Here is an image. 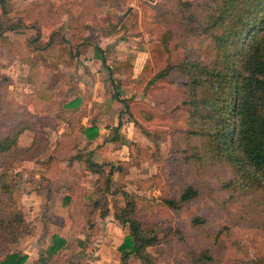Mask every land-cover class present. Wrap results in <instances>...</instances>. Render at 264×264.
<instances>
[{
    "label": "rangeland",
    "instance_id": "rangeland-1",
    "mask_svg": "<svg viewBox=\"0 0 264 264\" xmlns=\"http://www.w3.org/2000/svg\"><path fill=\"white\" fill-rule=\"evenodd\" d=\"M188 1L192 7L187 9ZM5 2L10 14L2 16L0 9L3 21L25 27L0 38V141L20 124L35 130L20 140L21 150L37 137L36 149L20 155L14 172L26 224L11 251L27 253V264H36L57 235L67 245L50 264H121L118 247L129 228L100 213L106 199L110 212L124 206L121 192L126 191L137 195L144 225L172 229L164 244L148 249L158 264H190L191 252L206 250L218 264L264 262V183L201 161L196 146L202 141L187 139L192 126L183 104L186 77L178 65L186 57L197 59L206 48L187 34V17L202 20L204 0ZM94 45L108 50V62L122 65L124 75L115 72L113 81L105 67L90 61ZM133 63L136 71L127 74ZM79 81L102 88L104 107L91 102L90 91L83 109L66 108L67 100L80 94ZM116 93L124 101L119 109ZM94 104L101 110L102 133L89 141L85 130L97 115L90 108ZM87 143L96 161L122 165V177L114 171L116 196L94 195L96 176L84 160L75 159ZM56 144L55 150L49 147ZM64 183L77 187L68 205L64 197L70 190L57 192ZM188 187L198 193L194 200L180 210L166 206L165 200L178 198ZM195 218L203 222L194 223ZM129 264L142 263L133 256Z\"/></svg>",
    "mask_w": 264,
    "mask_h": 264
},
{
    "label": "trees",
    "instance_id": "trees-1",
    "mask_svg": "<svg viewBox=\"0 0 264 264\" xmlns=\"http://www.w3.org/2000/svg\"><path fill=\"white\" fill-rule=\"evenodd\" d=\"M191 8L192 2L183 5ZM202 20L193 15L187 17L188 36L199 38L200 44H206L205 50L197 59L186 57L179 65V71L186 77L184 101L187 119L191 129L187 139L194 137L202 141L196 146L199 158L203 162L228 167L234 175L248 177L255 183H264V0H204L199 5ZM2 16H7L5 0H0ZM22 23H9L0 16V38L17 33ZM110 36H115L109 35ZM95 58L110 72L114 81L115 72L121 67L108 64L106 50L93 46ZM207 59V60H205ZM165 71L163 75H167ZM114 99L124 103L119 93ZM79 101L67 104L68 109L79 107ZM68 122V121H65ZM69 123V122H68ZM119 129V127H118ZM27 131H34L27 124H20L0 141V264H27L30 257L22 251L12 252L11 245L19 242L26 224L20 208V197L15 180V169L19 165L20 155L27 154L37 147V140L31 146L21 150L19 142ZM89 141L99 138L100 132L96 121L85 130ZM118 140L117 138L111 139ZM3 156H6L2 159ZM81 154L75 156L81 160ZM25 160V159H24ZM86 166L99 176L94 195H117L113 191L114 171L123 174L122 165L99 164L89 157ZM210 164V163H209ZM110 167L109 171L105 168ZM67 184L57 187V192ZM125 205L115 206L114 218L123 226H128L129 235L118 247L121 264H129L131 257H136L142 264H158L157 257L148 252L166 242L172 229L147 227L139 219V201L135 195L121 192ZM193 187L185 189L178 198L165 200L172 210H180L197 197ZM100 218H106L109 204ZM95 207L99 202L94 201ZM194 223L203 220L195 218ZM162 232L163 237L159 233ZM80 244H84L79 241ZM67 240L53 236L51 246L40 251L36 264H50ZM190 264H218L211 253L206 251L191 252ZM252 264H264L257 260Z\"/></svg>",
    "mask_w": 264,
    "mask_h": 264
},
{
    "label": "crops",
    "instance_id": "crops-1",
    "mask_svg": "<svg viewBox=\"0 0 264 264\" xmlns=\"http://www.w3.org/2000/svg\"><path fill=\"white\" fill-rule=\"evenodd\" d=\"M89 36L88 35H86L85 36V38L87 39ZM104 49V48H103ZM104 50H106V49H104ZM106 55H107V57H108V50H106ZM89 60L90 61H92V62H97L98 64H99V66L100 67H103L102 66V64H101V62L99 61V60H97L96 58H95V54L93 55V56H90L89 57ZM119 60V59H118ZM108 64L109 65H111L109 62H108ZM122 64V63H121ZM120 64V65H121ZM97 65V64H96ZM112 67L113 66H115V65H111ZM124 66V65H123ZM132 66V67H131ZM137 66L138 67V65L136 64V63H133L132 65H130V68L128 67V69L129 70H127V74H129V73H131V72H134V71H136V69H135V67ZM121 67V71L120 72H118L117 71V74H120L121 73V75H124V74H122L123 72H126L124 69H123V67H122V65L120 66ZM107 69V68H106ZM108 70V69H107ZM120 75V76H121ZM97 77H95V79H96ZM114 78H115V74H114ZM133 78H135V77H133ZM77 87H78V92H80V94H78V96H72L73 98L72 99H68L67 100V103H65V105H66V108H67V104H70L72 101H79V107L78 108H76V109H70V110H73L74 112L75 111H77V110H79V109H83L84 107H83V105L84 104H86V100H85V98H84V96H86V99H89V95L91 94L90 93V91L92 92V96L94 97L93 98V101H91L92 103L94 102V101H96V102H99V104L97 105V106H99V107H104V105H102V101H99L100 99H99V97L101 98L102 97V93H101V87H99V85L98 84H96L95 85V87H89L88 85H87V83L86 82H84V81H79L78 83H77ZM88 92L90 93V94H88ZM101 96H100V95ZM113 99H114V97H113ZM120 99L122 100V98L120 97ZM123 101V100H122ZM118 102V101H117ZM87 103H88V101H87ZM91 103V104H92ZM119 104L117 105L118 106V109H119V107H121V104L122 103H120V102H118ZM83 107V108H82ZM90 108L91 109H95V112H96V114L97 115H94V116H92V118H90V120H89V124L87 125L88 127H90L91 125H92V121H96V125L98 126V128H99V132H100V135H101V133H102V130L100 129L101 127H100V123L102 122V121H100V118H101V116H100V114H99V112L101 111H99L98 109H97V107H96V105L94 104V105H91L90 106ZM68 109V108H67ZM120 111V110H119ZM113 113V112H112ZM117 113V112H116ZM116 113H114L115 114V117L117 116L116 115ZM121 113V112H120ZM118 117H119V114H118ZM98 118V119H97ZM110 118H114V117H112V116H110ZM99 120V121H98ZM66 123H68V122H66ZM69 125H71L70 123H69ZM67 127H68V125H66ZM119 126H122L121 124H119ZM118 126V127H119ZM70 127V126H69ZM68 127V128H69ZM117 127V128H118ZM121 127H119V129H120ZM70 130V129H69ZM31 131H27L23 136H28L29 134H27V133H30ZM72 131L70 130V133H71ZM62 133V132H61ZM60 133V134H61ZM69 133V132H68ZM69 133V134H70ZM23 136L21 137V139L23 138ZM60 136V135H59ZM30 137H31V135H30ZM20 139V140H21ZM34 140H35V135L30 139V143L28 144V146H31L32 144H33V142H34ZM89 146V144L87 143L86 144V146L83 148V149H81V148H79L78 150H79V153L78 154H83L81 157V160H77V161H83L84 160V162H85V159H87V158H91L92 159V161H94V162H96V163H99V164H103L102 162H99V161H96L95 159H94V157H95V153H96V151H94V149L92 150V149H87V147ZM49 147H51L52 148V150H55V149H57V148H59V144H56L55 146H50L49 145ZM84 153H87L88 155H86V156H84ZM83 157H85V158H83ZM108 164H111V163H108ZM88 168V167H87ZM89 169V168H88ZM89 171L93 174V175H95L96 176V180H95V182H94V190H95V187H96V183H97V180H98V178H99V176L97 175V174H95V173H93L90 169H89ZM113 181H115V179H114V176H113ZM73 184V183H72ZM70 184V183H68L67 185H66V187L70 190V193H68V194H66V196L64 197V203L66 204V205H68L69 203H70V201H71V198H72V201H73V198H75V196L77 195L76 194V185L75 184ZM76 187V188H75ZM80 189V191H83V187H82V183L79 185V188H78V190ZM107 218H110L111 220H113V223L116 225V224H118V222H117V220H115V218H114V212H110L109 213V215L107 216ZM107 218H105L106 220H107ZM25 253V252H24ZM100 254V253H99ZM30 257V256H29Z\"/></svg>",
    "mask_w": 264,
    "mask_h": 264
}]
</instances>
